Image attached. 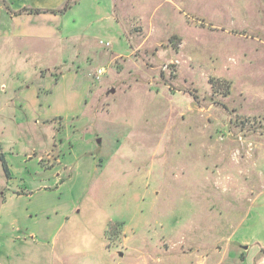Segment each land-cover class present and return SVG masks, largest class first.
Here are the masks:
<instances>
[{"label":"rangeland","instance_id":"obj_1","mask_svg":"<svg viewBox=\"0 0 264 264\" xmlns=\"http://www.w3.org/2000/svg\"><path fill=\"white\" fill-rule=\"evenodd\" d=\"M55 15L0 38V264H132L133 231L148 264H264V0Z\"/></svg>","mask_w":264,"mask_h":264},{"label":"crops","instance_id":"obj_2","mask_svg":"<svg viewBox=\"0 0 264 264\" xmlns=\"http://www.w3.org/2000/svg\"><path fill=\"white\" fill-rule=\"evenodd\" d=\"M66 1L67 0H6V3L8 2V4H9L10 10L16 14L8 16L6 14V11H4V9L2 7H0V38L2 39V38L10 37L11 34L6 32V30L8 28H10L14 25H16V26L21 25V24L26 23V22H28V24H27L28 29H29V26H31V29H33V28L34 29H40L39 25H43L41 29H44V28L45 29H50V28L52 29L53 28V19H56L55 14L44 13V14H32V15L31 14L30 15H26V14L25 15H23V14L18 15V12L25 7H31L33 9L46 10V11H56V10H60ZM86 1L87 0H78V2L68 11H71L74 8L83 5ZM113 3H114V0H113ZM109 6L111 7L110 10H112L113 5L110 4ZM109 6H108V8H109ZM101 7H100V3L95 4V6L93 8H90V11L93 12V14H95L94 12H101L102 11ZM93 9H94V11H93ZM35 19H40L41 22H38V20H35ZM29 34L30 35L33 34L32 36L36 37V38L39 36L38 32L37 33L31 32ZM36 99L37 100L39 99L38 96L36 97ZM39 161H40V158H38L36 161L37 167H39L37 170H42V171L50 172V173L56 171L55 167L50 168V169L43 168L40 165ZM58 183L62 184L63 182H62V180H58ZM70 217H73V216L67 215V214L60 216V219H61L60 223L61 224L57 225L58 228L56 227V230L59 231L60 228L63 226L69 227L70 225H68V223L71 222ZM74 220H75V218L73 219V221ZM100 226H101L100 237H101V240L103 239L100 247H101V250L104 251V249H106L107 243H108L107 239L105 238L108 225H100ZM57 231L52 230V229L48 230L46 232V234L43 236V241H45V243L43 242V243H41V245L47 244L48 246H50L53 249H55L56 247L59 246L60 249L58 250V253H60V254H65L67 252H70V251H66V249L68 248V250H69V247H70L69 246V237H73V236L80 237V236H82L84 242L85 241L87 242L89 239V236L86 232L82 233V232L76 231L79 234L78 235V234H75L74 231L69 230L68 234H66V232H64V234L61 236V239L58 240ZM132 233H133L132 234L133 237H131V235H127L126 237L124 236L122 245L127 244L128 249H130L132 254H133V258H134V255L137 254L135 256V258L139 261L138 262L133 261L132 264H148L147 258L149 257V254L146 251L147 246H146V242L144 240V236H142L140 234L141 232H134L133 231ZM37 234H38V232L32 231L30 233V236L35 238L37 241ZM38 243L40 244V242H38ZM140 246L142 248H140ZM137 247L139 249H137ZM141 249H142V251H140ZM53 256H54V258H53L54 263L64 264L62 257L60 255H58V257L56 258V255L53 252ZM121 256H122V254L120 255V253H118V251L113 252L111 255V257H113V258H116V257L120 258ZM140 259H142V261ZM155 261H158V259H156ZM155 261H152V262H155ZM112 262H114V264H119L117 259L112 260ZM196 264H203V262H200V263L198 262ZM204 264H205V262H204ZM206 264H209V263L206 262ZM211 264H213V263H211ZM216 264H218V263H216Z\"/></svg>","mask_w":264,"mask_h":264},{"label":"trees","instance_id":"obj_3","mask_svg":"<svg viewBox=\"0 0 264 264\" xmlns=\"http://www.w3.org/2000/svg\"><path fill=\"white\" fill-rule=\"evenodd\" d=\"M5 2V1H4ZM78 2V0H67L62 9L61 10H56V11H46V10H39V9H22L18 12V15L21 13H29V14H41V13H52V14H60V13H64L66 11H68L69 9H71L76 3ZM6 3V2H5ZM6 9H8V6L6 4ZM0 158L3 164V167L5 169V172H7V166L5 165V161L3 159V156L1 155V147H0Z\"/></svg>","mask_w":264,"mask_h":264},{"label":"built area","instance_id":"obj_4","mask_svg":"<svg viewBox=\"0 0 264 264\" xmlns=\"http://www.w3.org/2000/svg\"><path fill=\"white\" fill-rule=\"evenodd\" d=\"M105 73V70L103 68H99L97 71H96V77L99 79L103 74Z\"/></svg>","mask_w":264,"mask_h":264},{"label":"water","instance_id":"obj_5","mask_svg":"<svg viewBox=\"0 0 264 264\" xmlns=\"http://www.w3.org/2000/svg\"><path fill=\"white\" fill-rule=\"evenodd\" d=\"M111 93H114V91H113V90H111Z\"/></svg>","mask_w":264,"mask_h":264}]
</instances>
